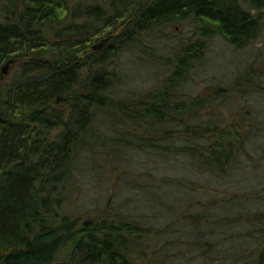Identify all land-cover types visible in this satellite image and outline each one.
<instances>
[{
    "label": "trees",
    "instance_id": "1",
    "mask_svg": "<svg viewBox=\"0 0 264 264\" xmlns=\"http://www.w3.org/2000/svg\"><path fill=\"white\" fill-rule=\"evenodd\" d=\"M263 20L264 0H0V264H145L140 241L159 229L108 205L85 215L66 208L78 153L113 142L228 173L258 126L251 106L220 109L264 93V62L225 84L182 86L212 37L245 46ZM170 24L179 38L162 58L152 41ZM183 24L192 29L180 37ZM134 48H149L166 70L122 94L119 59ZM224 198L235 205L245 195ZM213 222H238L248 241L241 255L218 251L229 257L215 255L219 264H264V209Z\"/></svg>",
    "mask_w": 264,
    "mask_h": 264
},
{
    "label": "rangeland",
    "instance_id": "2",
    "mask_svg": "<svg viewBox=\"0 0 264 264\" xmlns=\"http://www.w3.org/2000/svg\"><path fill=\"white\" fill-rule=\"evenodd\" d=\"M173 25L163 30L164 36L152 41L153 50L162 58L170 53V46L179 38L174 36ZM175 29L183 37L192 27L183 24ZM147 50L134 48L120 56V93L143 90L156 81L155 75L166 70L163 59L151 55L149 48ZM262 61L264 20L256 39L245 46L238 47L219 35L212 37L182 89L194 93L207 84L228 83L244 65L249 62L257 65ZM227 104L220 109L223 114L233 107L238 110L254 108L258 126L253 136L245 141L238 164L230 167L228 173L193 167L180 155L152 154L146 149L108 142L104 147H95V152L85 149L78 153V170L67 189L66 208L85 215L88 210H101L108 205L121 216L133 217L143 226L159 229L161 232H151L140 241L145 249V257L140 260H145V264H219L216 256H222L225 261L229 258L226 254H243L248 248V241L239 235L244 227L238 222L220 226L213 219L264 209V93ZM229 117L232 119L233 114ZM103 129L107 134L110 132L108 128ZM106 147V157L97 158V150L102 152ZM233 192L245 198L233 205L224 198ZM190 213L200 214L201 220L178 218V215ZM221 237L224 245L220 244ZM220 250L226 254L217 253ZM238 261L229 260L233 264Z\"/></svg>",
    "mask_w": 264,
    "mask_h": 264
},
{
    "label": "water",
    "instance_id": "3",
    "mask_svg": "<svg viewBox=\"0 0 264 264\" xmlns=\"http://www.w3.org/2000/svg\"><path fill=\"white\" fill-rule=\"evenodd\" d=\"M6 66H7V62H5L2 66V70L5 72L6 71Z\"/></svg>",
    "mask_w": 264,
    "mask_h": 264
}]
</instances>
